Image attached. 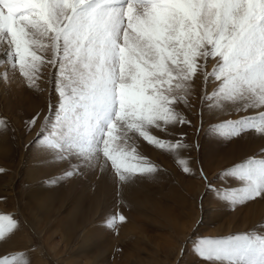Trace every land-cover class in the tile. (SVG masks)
Instances as JSON below:
<instances>
[{"label":"snow or ice","instance_id":"obj_1","mask_svg":"<svg viewBox=\"0 0 264 264\" xmlns=\"http://www.w3.org/2000/svg\"><path fill=\"white\" fill-rule=\"evenodd\" d=\"M0 49L29 87L45 65L55 70L54 127L37 142L41 152L69 165L68 177L108 166L122 183L156 173L134 147L129 151V142L138 136L170 153L186 147L151 130L190 125L177 106L188 105L198 76L205 86L215 83L211 94L205 90L206 103L255 113L225 120L211 134L230 139L253 131L264 137V0H0ZM209 60L215 61L211 72ZM178 162L190 172L187 161ZM221 177L239 186L208 185L218 199L236 205L264 198V152ZM201 178L207 179L202 170ZM117 222L125 217H109L106 226ZM19 228L13 216L0 214V245ZM193 251L202 264H264V229L200 237ZM0 264L31 259L7 250L0 252Z\"/></svg>","mask_w":264,"mask_h":264},{"label":"rangeland","instance_id":"obj_2","mask_svg":"<svg viewBox=\"0 0 264 264\" xmlns=\"http://www.w3.org/2000/svg\"><path fill=\"white\" fill-rule=\"evenodd\" d=\"M0 61V119L6 125L0 128V214L20 224L0 252L21 250L31 264H202L194 239L264 229V198L231 205L208 191V185L237 188V181L221 174L264 152V137L253 131L230 139L210 133L225 120L255 114L206 103L202 97L213 92L214 82L205 86L198 76L188 105L177 106L190 125L151 130L186 147L170 153L134 137L129 151L134 147L157 172L122 183L110 166L68 177L67 163L41 152L38 135H48L55 122V70L45 65L29 87L18 68ZM214 64L208 61V72ZM33 117L34 127L28 124ZM181 159L190 172L182 170ZM119 215L125 222L108 228L107 219Z\"/></svg>","mask_w":264,"mask_h":264},{"label":"bare ground","instance_id":"obj_3","mask_svg":"<svg viewBox=\"0 0 264 264\" xmlns=\"http://www.w3.org/2000/svg\"><path fill=\"white\" fill-rule=\"evenodd\" d=\"M0 52H2V49H0ZM2 58V56H0V59ZM212 65H213V63H212ZM2 70V69H1ZM6 80H8V78H5Z\"/></svg>","mask_w":264,"mask_h":264}]
</instances>
